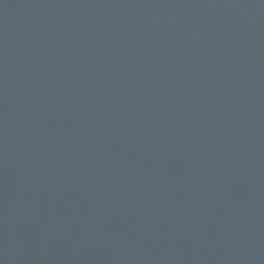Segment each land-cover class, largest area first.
<instances>
[{"label": "water", "instance_id": "95a60500", "mask_svg": "<svg viewBox=\"0 0 264 264\" xmlns=\"http://www.w3.org/2000/svg\"><path fill=\"white\" fill-rule=\"evenodd\" d=\"M0 264H264V0H0Z\"/></svg>", "mask_w": 264, "mask_h": 264}]
</instances>
